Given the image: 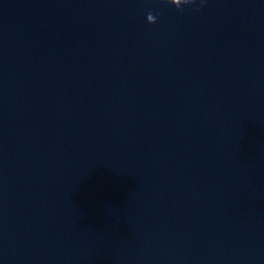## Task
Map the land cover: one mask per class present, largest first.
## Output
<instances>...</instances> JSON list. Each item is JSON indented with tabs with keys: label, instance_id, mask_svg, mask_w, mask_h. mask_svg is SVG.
Wrapping results in <instances>:
<instances>
[{
	"label": "clouds",
	"instance_id": "1",
	"mask_svg": "<svg viewBox=\"0 0 264 264\" xmlns=\"http://www.w3.org/2000/svg\"><path fill=\"white\" fill-rule=\"evenodd\" d=\"M166 2H167V3H170V4L174 5V6H176V8H177L178 10L181 8V6H177V5L173 4V3L171 2V0H166ZM192 3H194V0H184L183 5L192 4ZM201 3H203V0H201ZM197 10H199V9H197ZM156 19H157V18H156L153 14H151V13H149V14L147 15V22L150 23V24H154V23H156Z\"/></svg>",
	"mask_w": 264,
	"mask_h": 264
}]
</instances>
